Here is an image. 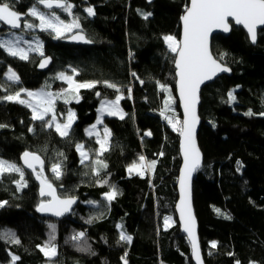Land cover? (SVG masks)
<instances>
[{
  "label": "trees",
  "instance_id": "1",
  "mask_svg": "<svg viewBox=\"0 0 264 264\" xmlns=\"http://www.w3.org/2000/svg\"><path fill=\"white\" fill-rule=\"evenodd\" d=\"M6 2L31 21L28 12L37 0ZM67 2L79 18V31L92 44L69 45L51 32H38L44 56L53 59L46 72L37 70L41 58L31 55L22 60L0 48V125L4 126L0 127V160L22 167L24 152L37 154L44 160L42 175L57 194L76 197L80 203L61 221L41 218L36 209L46 199L34 174L22 167L27 187L17 190L14 181L19 175L5 173L0 177V201L8 204L0 208V233L10 231L20 243L0 239V264L50 262L40 248L51 235L57 249L52 264H194L175 213L180 134L160 114L169 96L161 90L163 84L174 99L165 115L182 123L175 91V54L163 38L171 35L179 40L180 20L190 0ZM88 7L95 15L88 16ZM142 13L150 15L145 19ZM7 31L0 26V35ZM212 51L217 60L223 56L220 62L233 73L219 77L201 93L198 140L204 164L194 181L201 249L206 264H264V115H260L264 113V29L253 46L242 28L233 27L229 36L213 38ZM9 69L19 76V83L6 79ZM61 72L78 82H100L95 88L81 89L78 102L65 104L56 99L62 122L69 109L75 112L76 121L67 137L33 120L26 106L3 99L21 89L59 93L68 88L57 79ZM105 81L117 84L121 93L106 87ZM118 94L124 97L120 106L125 116L104 119L101 128L110 131L109 148L98 155L97 137H87L85 129L96 122L101 101H112ZM249 110L252 116L246 114ZM79 144L90 153L83 164ZM141 156L146 162L155 161V169L143 175L130 173L129 167ZM97 159L107 168H99ZM55 163L61 164L59 179L52 172ZM111 186L119 194L109 202L105 194ZM166 217L171 218L167 228ZM49 225H55L54 233ZM86 230L81 242L72 239ZM122 232L132 237L130 243L120 239ZM13 256L19 259L13 262Z\"/></svg>",
  "mask_w": 264,
  "mask_h": 264
},
{
  "label": "snow or ice",
  "instance_id": "2",
  "mask_svg": "<svg viewBox=\"0 0 264 264\" xmlns=\"http://www.w3.org/2000/svg\"><path fill=\"white\" fill-rule=\"evenodd\" d=\"M37 3L43 5L47 9H62L69 15L72 14V8L74 7L72 4L68 3L67 0H37ZM86 12L88 16L95 15L94 9L92 7H88ZM28 15L38 20L39 24L35 25L33 23H27L24 25V27L27 29L39 27L41 31H51L52 33H55V38H61L64 33L69 32L72 29H79L81 27L78 17L74 18L71 23H65V21L61 20L58 15H55L54 13L46 15L36 6H33L29 10ZM142 15L145 19H147L150 13H142ZM229 18H232L236 24L243 25L250 34L252 42L255 43L257 26H264V0H191L190 7L187 8L186 14L182 17L183 38L181 40H177L176 37L171 35L165 36L163 38L168 46V49L175 54L174 64L176 68V76L178 77L177 86L179 98L184 107L185 119L181 123L179 120H175L165 115L167 111L171 110V104L174 103V99L171 96V90L163 84L160 85V88L162 91H167L169 96L168 99L164 101V110L160 114L172 126L173 130L178 131L183 138L182 147L185 163L184 174L181 178L180 215L183 222L184 231L190 238L193 256L196 259L197 264H202V261L198 241L195 235V222L191 215L189 190L187 184L191 172L199 167L200 164V153L195 142V127L198 123L196 105L199 102L198 93L200 85L206 80H211L220 72L230 71V69L222 62H219L223 61V56H221L218 61L211 55L208 47V37L214 29L220 28L225 32L229 31ZM21 20V14L14 11L8 2H5V0H0V21L4 22L6 25H9L13 29H20L22 27L20 23ZM19 39L20 38H17V43L19 42ZM73 39L82 40L84 43L91 42L82 35L79 37L73 36ZM0 48L4 49L9 55L18 56L22 60L28 59V51L24 48L17 47V44H13L10 40L0 41ZM29 50L38 51L40 55L43 56L42 44L39 41H37L35 49H33L32 45L29 44ZM48 63L49 60L46 58L40 64V67L43 68ZM72 72L76 75L79 74L74 68L72 69ZM132 75L136 76V73L133 72ZM7 79L14 83H19L20 78L15 72L9 69ZM57 79L65 81L68 84V88L60 93L45 92L43 90L40 92H33L26 89H21L12 95L4 96L3 99L25 105L32 110L33 120L41 121L42 124L48 128L54 127L55 131L60 136L67 137L74 121L75 113L69 110L67 121L63 124L59 123L57 121V115L55 112L56 99L63 97L65 104L69 103L70 99H76L78 102V94L81 89L95 88L100 82H78L74 79V76L67 75L64 72L59 73ZM103 83L106 87L114 89L117 93H121V88L117 84L107 81ZM141 83L143 82L141 81ZM128 91L130 93L131 89L129 88ZM22 93L26 94L29 99H22ZM99 95L100 93H97V96ZM123 98L124 97L122 94H118L112 101H102L99 111L101 114L106 112L108 115H118L120 119H123L125 114L119 107L120 101ZM229 98L232 100L235 99L231 92L229 93ZM49 114H51L50 119L48 118ZM246 114L249 116L253 115L251 110H249V112ZM260 115H264V113H261ZM98 123H102V121H98ZM0 127L4 126L0 125ZM94 130L95 126H93V129L89 131V135H92ZM110 135V131L105 128L104 137L97 138L96 143L100 146L97 153L98 155H102L108 150ZM148 135H150V133H148ZM77 150L80 152L81 163L83 164L89 159V153L84 151L83 144L77 145ZM59 155L62 156L63 153H60ZM161 155L163 154L161 153ZM22 159L24 165L32 169L33 172H36V177L41 183V196H50L52 198L47 203H40L37 211L50 212L55 216H61L64 214V212L68 211L70 206L75 203V200L73 198L60 199L56 196V192L52 184L48 182L47 178L42 175L44 162L41 160L40 156L34 153L24 152ZM139 159L142 163H134L132 166H130L128 169L130 173L136 170L137 174L143 175L145 171L155 169V161L143 163L145 161V157L141 156ZM37 164L40 165V172H37ZM95 164L98 165L99 168H107V164L102 160H95ZM99 168L95 170V174L97 176L100 174ZM13 172L17 173L20 177L18 180L14 181L17 186V190L27 187V183L24 180L23 168L17 166L15 163H9L6 160H0V177H2L5 173ZM52 172L55 177L59 179L62 175L61 164H53ZM106 183L107 180L102 181V184ZM118 194V190L115 188V186H111V191L105 194V199L111 202ZM7 204V201H0V208L6 206ZM170 220V217L165 218L164 223L166 228L168 227ZM88 223H91V220H89ZM49 227L54 233L55 225H49ZM84 235L85 234L81 232L77 235H74L72 239L80 240L84 238ZM0 239H4L6 242L14 244L20 243V240L16 238L15 234L10 231L0 233ZM54 239V235H51L49 242L40 248L41 252L49 259L50 262L52 258L57 255V249L55 245L51 243V241ZM120 239L130 243L132 237L122 232ZM211 247L215 248L216 242H212ZM18 259L19 257L17 256L12 257L13 262ZM125 264H127L126 261ZM237 264H239V262H237Z\"/></svg>",
  "mask_w": 264,
  "mask_h": 264
},
{
  "label": "water",
  "instance_id": "3",
  "mask_svg": "<svg viewBox=\"0 0 264 264\" xmlns=\"http://www.w3.org/2000/svg\"><path fill=\"white\" fill-rule=\"evenodd\" d=\"M153 1L154 0H146V2L148 4H152ZM190 5H191V0H190V3H189V7H190ZM37 6L40 7L41 9H43L46 12H59V11H62V9H58V8L47 9L43 5H40L38 3H37ZM17 13L21 14V16H22V20L20 21L22 27L20 29H13L9 25H6V24H4V22L0 21L1 26L4 27L5 29H7L8 31H12V32H20V31H22L23 30L24 22L27 20L28 16H27V14L22 13V12H17ZM185 14H186V12L183 14V16ZM182 17H181V20H180L181 32H180L179 40H181L183 38V21H182ZM228 24H229V31L225 32V31H223L220 28H216V29H214L210 33V35L208 37L209 52L211 53V55L214 58H215V56H214L213 51H212V42H213V38L216 35H219L220 34V35H224V36H229L231 34V32H232L233 27L242 28L245 31V33L247 34L250 43L253 46H256L257 43H258V32L260 30H263L264 29V26H257V29H256V41H255V43H253L252 40H251L250 34L248 33L247 29L243 25L236 24L235 21L232 18H229ZM81 35L84 36L88 40V38H87V36H86V34L84 32L77 31V32H74L73 34H71V35L63 38L62 39V42L65 43V44L75 45V46H87V45L92 44L91 42L90 43H84L82 40L73 39V36L79 37ZM46 58L49 60V63L45 67L41 68L40 67V64ZM52 62H53V59L50 56H44V57H42L40 59V62L38 64V66H37V70L39 72H46V71H48L50 69V67L52 66V64H53ZM226 67H228V66H226ZM174 68H175V64H174ZM228 68L230 69L229 72H220L216 76H214L211 80H206L204 83H202L200 85V89H199V93H198L199 102L196 105V115L198 117V123L196 124V127H195V142H196V146H197V148L199 150V153H200V164H199V167H197L194 171L191 172V175H190V178L187 181V184H188V190H189V202H190L191 215L194 218V222H195V235H196V238H197V241H198V245H199V249H200V256H201L202 264H206V263H205L204 256H203V253H202V249H201L200 237H199V223H198V220H197V217H196L195 207H194V181L196 179V176H197L198 172L202 169L203 164H204V155H203V153L201 151V148H200V145H199V140H198L199 132H200L201 125H202V120H201L200 112H199L200 111V106H201V93H202V90L204 89V87H206L207 85L213 83L219 77L224 76V75L225 76H231L232 73H233V71H232V69L230 67H228ZM175 76H176V68H175ZM177 80H178V77L176 76V84H175L176 98H177V101H178V104H179V111H180V115H181V120L183 122L184 119H185V116H184V107H183V103L181 102V100L179 98V91H178V86H177ZM97 97H99V96H97ZM182 140H183V138L180 135V140H179V154H180V158H181V166H180L179 177H178V182H177V186H176L177 187L178 200H177L176 205H175V213H176V217H177V222H178V224L180 226L181 233L186 237V239L188 240L189 245L191 247L190 238H189L188 234L184 231V226H183V222L181 220V215H180L181 178H182V176L184 174V163H185V161H184V152H183V147H182ZM22 157H23V155L20 158V162L22 164V167L26 171L31 172V173L34 174L35 179H36V181H37V183L39 185V190H40L41 189V183H40V180H38L37 177H36V172H33L32 169H30L26 165H24V162H23ZM41 160H43V159L41 158ZM43 162H44V160H43ZM43 166H44V164H43ZM36 169L37 170H40V165L39 164L36 165ZM53 188L55 189L54 186H53ZM55 192H56V189H55ZM56 196L58 198H60V199L73 198L75 200V203H73L70 206L69 210L66 211V212H64V214L61 215V216H55V215H53L50 212H40V211H37V209H36V213H37L38 216H40L41 218L51 219V220H55V221H61V220L65 219V218L71 216L73 214V212L75 211L77 205L80 203V200L78 198H76V197H61V196H59L57 194V192H56ZM43 197L46 199V201H44V203H47L49 200L52 199L50 196H43ZM191 257H192L193 263L194 264H197L196 259L193 256L192 247H191Z\"/></svg>",
  "mask_w": 264,
  "mask_h": 264
},
{
  "label": "rangeland",
  "instance_id": "4",
  "mask_svg": "<svg viewBox=\"0 0 264 264\" xmlns=\"http://www.w3.org/2000/svg\"><path fill=\"white\" fill-rule=\"evenodd\" d=\"M7 0H5V2H6ZM36 7H38V6H36ZM38 9L41 11V12H43L44 14H46V15H50V14H55V15H58L59 17H60V19L61 20H64L65 21V23H71L72 22V20L75 18L74 17V15H73V8H72V14L71 15H69L67 12H64L63 10L62 11H59L58 13L57 12H46V11H44L43 9H41L40 7H38ZM87 9V8H86ZM86 9H85V11H86ZM31 17V16H30ZM27 23H33V24H35V25H38L39 24V21L38 20H36L34 17H31V21H25L24 22V25H26ZM24 25H23V30L22 31H20V32H12V31H7V32H5L4 34H2V35H0V41H3V40H10V41H12V43L13 44H17V47H19V48H24L25 50H27L28 51V59L30 58V56L31 55H34V56H37V57H39V58H42V57H44V48H43V41H42V39H41V37L39 36V34H38V32H51V31H41L40 29H39V27H35V28H33V29H27L26 27H24ZM79 30H81V27L79 28V29H72L71 31H69V32H66V33H64L62 36H61V38H65V37H67V36H69V35H71V34H73L74 32H76V31H79ZM52 33V32H51ZM53 35H54V38H55V33H52ZM17 38H20L19 39V42L17 43ZM55 39H58V38H55ZM60 39V38H59ZM37 41H39L41 44H42V51H43V56H41L40 55V53L38 52V51H35V50H29V44H31L32 45V48L33 49H35V47H36V43H37ZM166 43V42H165ZM167 45V44H166ZM12 56V55H11ZM14 57H17V58H19L18 56H14ZM20 59V58H19ZM27 59V60H28ZM12 71V70H11ZM14 72V71H13ZM8 74H9V70H8V72L6 73V79H7V76H8ZM74 79H75V77H74ZM60 80V79H59ZM60 81H62V80H60ZM10 82H12V81H10ZM62 82H64V83H66L65 81H62ZM12 83H14V82H12ZM66 85H67V87H68V84L66 83ZM42 89H40V90H38V91H33V92H40ZM44 91V90H43ZM46 92V91H45ZM62 92V91H61ZM52 93V92H51ZM21 98L22 99H25V100H28L29 98L26 96V94H23L22 93V95H21ZM61 101H63L64 102V98L63 97H60L59 98ZM104 100H107V99H103L102 101H104ZM101 101V102H102ZM107 101H111V100H107ZM56 102L57 101H55V112H56V115H57V121L59 122V123H61V124H63V123H65L66 121H67V115H68V112H69V110H71V109H69L68 110V112H67V114L65 115V120L62 122L61 121V119H60V116L58 115V113H57V104H56ZM70 102H77V100L76 99H70ZM69 102V103H70ZM25 106V105H24ZM100 107H101V103H100V105H99V108H98V116H97V120H96V122L93 124V125H90L89 127H87L86 129H85V134H86V136L87 137H93V136H95V137H100V138H103L104 137V129L105 128H101V126L103 125V121H104V119L106 118V117H114V118H119V116L118 115H115V116H113V115H108L106 112L104 113V114H101V112L99 111V109H100ZM119 107H120V109H122L121 108V106H120V104H119ZM28 108V107H27ZM30 109V108H29ZM31 110V109H30ZM32 111V110H31ZM72 112H74L73 110H71ZM123 111V110H122ZM75 113V112H74ZM123 113H124V111H123ZM125 114V113H124ZM50 116H51V114H49V119H50ZM125 116V115H124ZM120 119V118H119ZM75 121H76V117L74 118V121H73V123H72V126H73V124L75 123ZM98 121H102V123H98ZM72 126H71V128H72ZM93 126H95V130H94V133L92 134V135H89V131L90 130H92L93 129ZM71 130V129H70ZM84 151H86L85 149H84ZM87 152V151H86ZM98 153V152H97ZM79 154H80V152H79ZM81 157V156H80ZM89 159H90V153H89ZM88 159V160H89ZM87 161V160H86ZM85 161V162H86ZM140 163H142L140 160L136 163V164H140ZM143 163H147L146 161H144ZM149 171V170H148ZM148 171H145L144 172V174L145 173H148ZM37 172H40V170H37ZM133 172H135V173H137V171L136 170H134ZM118 256L119 257H121V253H118ZM54 258V257H53ZM121 259V258H120ZM121 262H122V259H121ZM12 264V263H11ZM46 264H52V263H50V262H48V263H46Z\"/></svg>",
  "mask_w": 264,
  "mask_h": 264
},
{
  "label": "built area",
  "instance_id": "5",
  "mask_svg": "<svg viewBox=\"0 0 264 264\" xmlns=\"http://www.w3.org/2000/svg\"><path fill=\"white\" fill-rule=\"evenodd\" d=\"M83 233L86 235V234L88 233V231L86 230V231H84ZM81 240H82V239L78 240V242H81Z\"/></svg>",
  "mask_w": 264,
  "mask_h": 264
},
{
  "label": "flooded vegetation",
  "instance_id": "6",
  "mask_svg": "<svg viewBox=\"0 0 264 264\" xmlns=\"http://www.w3.org/2000/svg\"><path fill=\"white\" fill-rule=\"evenodd\" d=\"M58 13V12H57ZM0 26H1V24H0ZM2 27V26H1Z\"/></svg>",
  "mask_w": 264,
  "mask_h": 264
},
{
  "label": "bare ground",
  "instance_id": "7",
  "mask_svg": "<svg viewBox=\"0 0 264 264\" xmlns=\"http://www.w3.org/2000/svg\"><path fill=\"white\" fill-rule=\"evenodd\" d=\"M53 63V62H52Z\"/></svg>",
  "mask_w": 264,
  "mask_h": 264
},
{
  "label": "crops",
  "instance_id": "8",
  "mask_svg": "<svg viewBox=\"0 0 264 264\" xmlns=\"http://www.w3.org/2000/svg\"><path fill=\"white\" fill-rule=\"evenodd\" d=\"M60 93V92H59Z\"/></svg>",
  "mask_w": 264,
  "mask_h": 264
}]
</instances>
